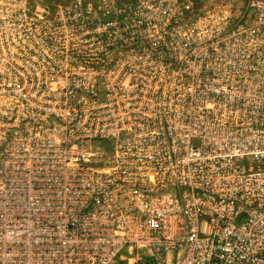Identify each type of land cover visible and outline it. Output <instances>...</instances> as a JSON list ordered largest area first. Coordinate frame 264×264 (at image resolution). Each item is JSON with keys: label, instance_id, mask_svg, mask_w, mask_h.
<instances>
[{"label": "built area", "instance_id": "obj_1", "mask_svg": "<svg viewBox=\"0 0 264 264\" xmlns=\"http://www.w3.org/2000/svg\"><path fill=\"white\" fill-rule=\"evenodd\" d=\"M0 264H264V0H0Z\"/></svg>", "mask_w": 264, "mask_h": 264}, {"label": "rangeland", "instance_id": "obj_2", "mask_svg": "<svg viewBox=\"0 0 264 264\" xmlns=\"http://www.w3.org/2000/svg\"><path fill=\"white\" fill-rule=\"evenodd\" d=\"M179 1H182V2H189L190 5L193 7V8H202L203 6H205L208 2V0H179ZM51 89H55L57 86L56 85H51L49 86ZM140 87V86H139ZM145 87V91L147 92L148 91V88L149 86H143ZM151 87V86H150ZM160 87V86H159ZM161 87H167V86H161Z\"/></svg>", "mask_w": 264, "mask_h": 264}]
</instances>
